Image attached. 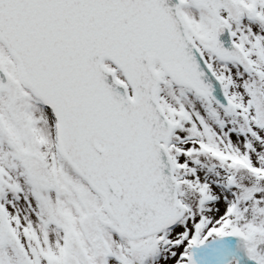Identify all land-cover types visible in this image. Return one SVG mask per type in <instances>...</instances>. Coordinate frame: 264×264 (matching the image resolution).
Masks as SVG:
<instances>
[{"label":"snow or ice","instance_id":"6c2138e0","mask_svg":"<svg viewBox=\"0 0 264 264\" xmlns=\"http://www.w3.org/2000/svg\"><path fill=\"white\" fill-rule=\"evenodd\" d=\"M0 264H264V0H0Z\"/></svg>","mask_w":264,"mask_h":264}]
</instances>
